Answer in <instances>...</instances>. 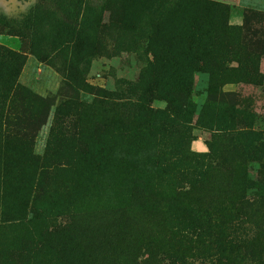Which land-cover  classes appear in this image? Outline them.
Segmentation results:
<instances>
[{"label":"trees","instance_id":"trees-1","mask_svg":"<svg viewBox=\"0 0 264 264\" xmlns=\"http://www.w3.org/2000/svg\"><path fill=\"white\" fill-rule=\"evenodd\" d=\"M141 1L102 3L108 7L107 25L116 31L119 52L130 50L139 22L143 21L140 31L148 30L144 35L146 64L135 83L123 82L119 91L105 92L102 97H87L68 85L69 96L55 105L15 85L25 95L19 106L24 107L29 130L43 126L49 114L54 120L40 167L52 183L69 188L73 208L100 211L105 225L132 220L144 226L168 225L178 228L172 234L179 243L191 234L194 241L189 239V245L194 242L204 252L217 254L215 264H231L235 259L264 264V198L246 197L245 169L247 163H257V182L264 181L260 133L235 128L231 111L213 110L210 101L195 121L215 134V140L206 143L208 153L179 151L194 112L190 101L193 78L205 75L211 93L226 84L250 83L258 75L257 55L241 44L244 28L231 27L223 20L227 7L221 3L145 0L141 11L134 9ZM87 4L86 0H67L61 20H54L51 32L42 37L43 43L52 44L53 63L77 87L103 27L99 14H90L93 9ZM128 14L139 19H127ZM256 18L264 22V14ZM42 50L33 54L46 58ZM24 59L0 51V66L14 72L7 83L10 87L15 68ZM19 100L14 97L11 103ZM156 101L164 107L153 108ZM99 140L106 144V156L92 166L82 149ZM170 140L173 145L166 146ZM151 145L159 148L156 157L149 156ZM218 152L224 154L221 163L198 164L197 159H213ZM221 166L228 170L229 179L228 190L222 194L217 180L223 177Z\"/></svg>","mask_w":264,"mask_h":264},{"label":"rangeland","instance_id":"rangeland-1","mask_svg":"<svg viewBox=\"0 0 264 264\" xmlns=\"http://www.w3.org/2000/svg\"><path fill=\"white\" fill-rule=\"evenodd\" d=\"M104 1L86 0L93 9L89 13L99 14L103 27L96 34L93 55L84 68L83 82L77 87L53 63L51 42H42V37L51 32L54 20H61L67 0H0V51H11L25 58L15 68L11 87L7 83L14 72L0 66V264H215L217 254L213 251L207 253L197 243L188 244L189 239L194 241L191 234L181 243L176 241L172 233L178 228L144 226L133 220L111 227L105 225V217L98 210L79 212L68 199L69 188L52 183L46 170L40 167L54 120L49 114L43 126L29 130L24 107L19 106L25 97L23 90L50 99L54 105L61 97L69 96L68 85L87 97H102L105 92L119 91L123 82L135 83L146 64L144 35L148 30H139L143 21L137 25L141 27L130 50L119 52L114 41L116 31L107 25L108 7L102 6ZM144 1L133 8L141 11ZM212 1L227 7L223 20L229 26L244 28L241 44L255 51L259 77L255 75L250 83L223 85L213 93L208 90L205 75L193 78L190 101L194 112L189 118V129L182 133L179 149L193 155L207 154L206 143L215 140L213 132L195 125L201 108L210 101L213 107L209 108L213 110L231 111L235 128H250L260 133L264 142V22L256 18L264 14V0ZM37 6V12L33 13ZM127 19L139 18L128 14ZM40 47L48 55L46 58L33 54ZM15 85L23 90L16 91ZM14 97L20 100L11 103ZM152 107L162 109L164 103L156 101ZM193 141L201 142L204 150H193ZM172 145V140L166 143ZM147 150L150 157H156L159 148L151 145ZM82 154L87 163L96 166L106 156V144L103 140L96 141L84 147ZM223 156L218 152L213 159L197 160L199 165H214L221 163ZM258 168L253 162L245 167L249 199L264 198V181L257 182ZM221 171L223 177L217 179L220 194L228 190L229 184L228 170L221 166ZM230 263L258 264L250 259Z\"/></svg>","mask_w":264,"mask_h":264},{"label":"crops","instance_id":"crops-1","mask_svg":"<svg viewBox=\"0 0 264 264\" xmlns=\"http://www.w3.org/2000/svg\"><path fill=\"white\" fill-rule=\"evenodd\" d=\"M191 148L197 152H201L204 150L203 144L199 141L191 142Z\"/></svg>","mask_w":264,"mask_h":264}]
</instances>
